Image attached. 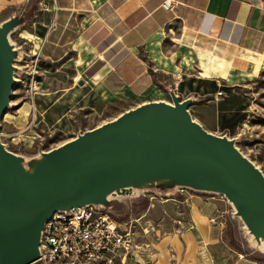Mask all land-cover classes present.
<instances>
[{
    "label": "crops",
    "instance_id": "crops-1",
    "mask_svg": "<svg viewBox=\"0 0 264 264\" xmlns=\"http://www.w3.org/2000/svg\"><path fill=\"white\" fill-rule=\"evenodd\" d=\"M263 1L170 0L164 8L162 0H0V24L18 16L31 24L19 35L45 66L30 91V122L73 133L58 145L143 102H171L172 93L188 99L192 119L219 134L227 118L247 110L224 105L216 91L251 80L261 65L254 38L264 37ZM140 96L149 99L135 102ZM94 115L100 120L87 125ZM190 206L187 226L160 238L152 264H210L218 236L199 204Z\"/></svg>",
    "mask_w": 264,
    "mask_h": 264
},
{
    "label": "water",
    "instance_id": "water-1",
    "mask_svg": "<svg viewBox=\"0 0 264 264\" xmlns=\"http://www.w3.org/2000/svg\"><path fill=\"white\" fill-rule=\"evenodd\" d=\"M19 21L12 17L0 24V117L16 83L7 33ZM187 103L173 93L171 102L141 103L42 152L45 159L35 161L32 172L0 142V264H27L38 256L41 224L54 209L104 205L113 188L176 157L206 171L247 228L264 237V174L230 138L192 119Z\"/></svg>",
    "mask_w": 264,
    "mask_h": 264
},
{
    "label": "rangeland",
    "instance_id": "rangeland-1",
    "mask_svg": "<svg viewBox=\"0 0 264 264\" xmlns=\"http://www.w3.org/2000/svg\"><path fill=\"white\" fill-rule=\"evenodd\" d=\"M30 10L28 6L24 8L26 14ZM21 29L29 31L30 22L18 23L7 33L12 40L9 43L15 47L12 53L18 60L12 62L16 83L10 91L5 113L0 117V142L7 151L26 160L29 158L28 162L33 163L38 153L57 146L73 133L49 132L45 127L30 122V91L34 80L42 75L45 63L37 53H31L33 45L19 35ZM254 44L257 47L262 44L264 51V37L254 38ZM261 60L251 80L220 87L225 92L222 94L225 96L224 105L247 107V110L235 112L236 116L227 118L226 122L229 119L231 122L219 135L230 138L264 174V52ZM233 96L236 99L230 98ZM238 97L243 103L237 100ZM146 99L149 98L140 96L135 102ZM110 111L115 113V110ZM97 120L100 118L90 116L86 123L93 125ZM192 165L184 157L172 158L167 163H156L142 169L113 188L114 191L105 198V208L118 222L130 227L133 244L123 263L115 258L110 264H152L160 248V238L187 226V212L193 202L209 215L211 232L218 236L208 259L210 264H231L235 260L238 264H264V242L247 228L229 197L215 189L214 180L208 173ZM227 254L231 257L223 261Z\"/></svg>",
    "mask_w": 264,
    "mask_h": 264
},
{
    "label": "built area",
    "instance_id": "built-area-1",
    "mask_svg": "<svg viewBox=\"0 0 264 264\" xmlns=\"http://www.w3.org/2000/svg\"><path fill=\"white\" fill-rule=\"evenodd\" d=\"M161 4L169 8L170 0ZM131 241L130 227L118 222L102 203L83 202L54 209L43 221L38 256L27 264H110L115 258L121 262Z\"/></svg>",
    "mask_w": 264,
    "mask_h": 264
},
{
    "label": "bare ground",
    "instance_id": "bare-ground-1",
    "mask_svg": "<svg viewBox=\"0 0 264 264\" xmlns=\"http://www.w3.org/2000/svg\"><path fill=\"white\" fill-rule=\"evenodd\" d=\"M15 27L16 26H14L13 28H11L8 32H10L12 29H15ZM7 39L9 40V42H12V40L9 38V36H8V34H7ZM13 49L15 48V47H12ZM13 60H18V58H16L14 55H13V58H12ZM12 65H13V63H12ZM154 101H160V100H154ZM162 101V100H161ZM165 101V100H164ZM166 102V101H165ZM144 103V102H143ZM5 113V112H4ZM3 113V114H4ZM2 114V115H3ZM21 161H22V165H24V167H27V164H26V162H25V158L23 157L22 159H21ZM251 163H252V161H251ZM253 164V163H252ZM254 165V164H253ZM255 166V165H254ZM114 191V189H112L111 191H109L108 193H106L105 195H106V197H109L110 196V193L111 192H113ZM230 202H231V204H233L232 203V201L230 200V199H228ZM234 205V204H233ZM235 207V206H234ZM259 238L264 242V237L263 236H260L259 235Z\"/></svg>",
    "mask_w": 264,
    "mask_h": 264
},
{
    "label": "trees",
    "instance_id": "trees-1",
    "mask_svg": "<svg viewBox=\"0 0 264 264\" xmlns=\"http://www.w3.org/2000/svg\"><path fill=\"white\" fill-rule=\"evenodd\" d=\"M111 216H113V215H111ZM114 217V216H113Z\"/></svg>",
    "mask_w": 264,
    "mask_h": 264
}]
</instances>
